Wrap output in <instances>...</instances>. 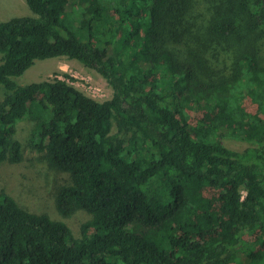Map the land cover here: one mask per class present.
Segmentation results:
<instances>
[{
	"label": "trees",
	"instance_id": "trees-1",
	"mask_svg": "<svg viewBox=\"0 0 264 264\" xmlns=\"http://www.w3.org/2000/svg\"><path fill=\"white\" fill-rule=\"evenodd\" d=\"M25 2L0 22V162L32 143L69 176L59 214L90 218L75 236L0 191V264H264V0ZM54 57L111 98L17 84Z\"/></svg>",
	"mask_w": 264,
	"mask_h": 264
},
{
	"label": "rangeland",
	"instance_id": "rangeland-1",
	"mask_svg": "<svg viewBox=\"0 0 264 264\" xmlns=\"http://www.w3.org/2000/svg\"><path fill=\"white\" fill-rule=\"evenodd\" d=\"M20 16L36 15L29 9L25 0H0V22ZM260 55L264 61V44ZM15 80L18 85L44 80H64L96 101H105L112 96L111 87L96 70L65 57L36 60L33 66ZM31 127L32 123L28 121L19 124L18 136L22 142L25 143ZM225 142L236 150L248 146L246 142L233 139H227ZM68 182V174L48 168L44 153L38 152L32 143L26 146L20 162H0V191L8 193L20 206L31 212L46 213L52 219L66 222L75 236H78L81 225L90 216L82 210H76L64 218L56 208L57 191L61 185Z\"/></svg>",
	"mask_w": 264,
	"mask_h": 264
}]
</instances>
